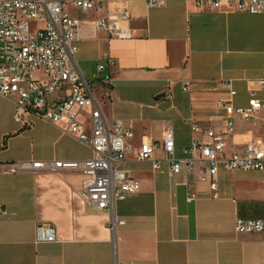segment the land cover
Returning a JSON list of instances; mask_svg holds the SVG:
<instances>
[{"label":"crops","instance_id":"1","mask_svg":"<svg viewBox=\"0 0 264 264\" xmlns=\"http://www.w3.org/2000/svg\"><path fill=\"white\" fill-rule=\"evenodd\" d=\"M212 7L207 0H110L87 11L69 5L80 19L77 65L90 81L107 75L98 66L116 59L112 92L103 100L110 120L133 129L126 166L139 184L119 201L112 229L111 211L85 203L77 190L86 175L68 171H0V264H264V233L238 232L237 218L264 219V175L220 165L217 189L185 171L172 173L161 146L152 160H139L144 141L160 142L174 131L176 155L193 140H207L192 129L201 123L218 132L233 127L225 153L241 152L251 142L264 144V108L245 119L226 116L217 102L228 97L224 81L237 93L236 108L248 107L250 89L264 99L257 80L264 77V13ZM129 9L122 25L133 37L119 39L95 20ZM187 87V89H185ZM15 101L0 93V162L86 159L90 145L62 125L31 117L14 118ZM83 119L89 122L88 112ZM197 197L188 199L189 190ZM2 211H6L3 213ZM39 223L56 230L54 242H38Z\"/></svg>","mask_w":264,"mask_h":264},{"label":"built area","instance_id":"2","mask_svg":"<svg viewBox=\"0 0 264 264\" xmlns=\"http://www.w3.org/2000/svg\"><path fill=\"white\" fill-rule=\"evenodd\" d=\"M110 0H0V93L15 101L14 118L25 125L31 117L41 118L56 125L83 143L91 146L93 156L86 159H51L47 161H21L5 165L0 171L22 170L50 171L63 174L68 171L83 173L86 178L77 190L86 204L111 211L112 229L125 224L116 213L117 203L139 190L133 172L126 166L133 137L132 127L120 120H110L103 110V100L112 92V69L116 59L106 55L98 69L107 75L96 81L88 80L77 65L75 55L80 29V19L72 16L69 5L83 11L93 6H107ZM165 0H148L149 6L163 4ZM212 7H222L223 0H207ZM226 7L236 11L264 13V0H226ZM131 17L129 9L115 16L106 15L95 20L98 28L119 39L133 37V30L122 21ZM264 89V77L257 80ZM228 97L218 100L226 116L239 113L243 118L254 117L264 108V99L250 89L248 107L236 108L233 97L237 91L232 81H224ZM187 89V87H185ZM88 112L89 122L83 114ZM192 129L207 140L195 139L184 149V156L176 155L174 131L171 125L164 130L162 141H144L137 153L139 160H152L155 170L161 161L154 158V151L161 146L172 173L185 171L201 182H208L217 189L216 176L220 165L229 170H258L264 175V144L248 143L241 152L226 155L227 140L233 127L218 132L201 123ZM197 197L190 189L188 199ZM6 213V211H2ZM238 232L264 233V219L237 218ZM38 242L57 240L56 230L50 223H39L36 229Z\"/></svg>","mask_w":264,"mask_h":264}]
</instances>
